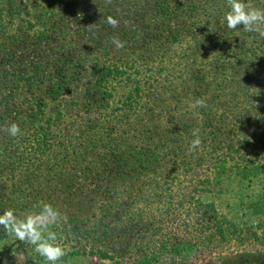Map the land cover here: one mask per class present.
<instances>
[{"label": "trees", "instance_id": "1", "mask_svg": "<svg viewBox=\"0 0 264 264\" xmlns=\"http://www.w3.org/2000/svg\"><path fill=\"white\" fill-rule=\"evenodd\" d=\"M93 1V13L111 33L124 31L136 15L157 35L142 42L141 30L138 40L122 35L120 48L105 45L93 74L81 65L68 73L66 51L52 61L43 54L32 70L0 57V139L9 137L11 122L21 129L0 145V212L10 207L22 219L50 203L62 217L52 230L65 257L96 255L124 264L123 256L141 244L126 235L133 227L148 229L141 222L150 202L190 195L174 189L178 173H208L199 180L208 184L205 191L223 176L264 173V38L242 26L227 29L221 19L226 0ZM16 3L0 0V39L8 36L21 47L36 24L18 16L25 6L16 11ZM249 3L264 8V0ZM20 19L17 34H10L8 25ZM46 65L53 70L44 72ZM23 90L29 109L10 120L9 106ZM40 93L60 102L72 97L70 115L51 111ZM197 99L205 104L193 107ZM194 130L200 144L192 149ZM260 202L256 197L250 204ZM146 239L152 241L149 234ZM136 262L152 258L143 253Z\"/></svg>", "mask_w": 264, "mask_h": 264}, {"label": "rangeland", "instance_id": "2", "mask_svg": "<svg viewBox=\"0 0 264 264\" xmlns=\"http://www.w3.org/2000/svg\"><path fill=\"white\" fill-rule=\"evenodd\" d=\"M17 2L16 11L21 9L20 4L25 6L24 12L18 16L28 18L36 25H29L24 41L26 43L21 47L14 45L8 36L0 39L3 43L0 44V57L1 60L3 57L10 58L13 64L27 65L31 70L34 65H39L43 54L52 61L66 51L69 52L67 58L70 60L66 65L68 73L74 72L75 66L81 65L80 69L90 70V74H93L92 70L98 68L97 60L104 56V46L112 42L114 37L121 40V36L124 37L125 34L133 41L137 38L135 33L143 30L142 42H148L157 35L155 27L152 29V23L148 24L144 19L138 20L136 15L124 24V31H121V26L118 31L111 33L107 23L98 21L93 13L97 10V1ZM38 10L40 13H36ZM7 15L8 19L14 18V14L10 12ZM146 18L149 17L146 15ZM20 22L21 19L17 21V25H8L10 34H17ZM39 40L49 43L38 44ZM53 68V65H46L44 72H50ZM27 97H30L29 91L23 90L18 97L20 101L9 106L10 120L20 110L25 112L29 109L30 101ZM39 97L49 102L51 111L62 110L66 117L70 115L74 101L72 97L65 96L61 102L49 100L44 93H40ZM10 137L0 139V145L5 146ZM143 169L141 167L138 171ZM207 174L204 171L192 174L180 172L178 176L181 182L174 189L190 195L184 199L171 198L168 203L162 198L150 202V215L141 222L147 223L148 229L141 232L138 227H133L126 235L134 236V240L140 237L139 243L142 245L137 243L134 245V249L138 248L136 251L123 256L124 264H138L136 260L143 253L152 258L149 264H264V173L249 175L248 179H243L246 173H237L231 179L223 176L220 183L214 182L205 191L203 188L208 184L201 185L199 180ZM160 180L158 177L151 186L156 187ZM256 197L261 202L251 206L250 202ZM18 216L20 217L19 214ZM148 234L151 242L148 241L149 238L146 239ZM159 249L161 251L155 254ZM111 261L101 260L96 255L74 254L63 256L58 264H111ZM0 264L44 262L33 251L32 245L15 240L0 231Z\"/></svg>", "mask_w": 264, "mask_h": 264}, {"label": "clouds", "instance_id": "3", "mask_svg": "<svg viewBox=\"0 0 264 264\" xmlns=\"http://www.w3.org/2000/svg\"><path fill=\"white\" fill-rule=\"evenodd\" d=\"M226 4L228 10L221 19L227 29L236 30L238 26H242L244 31L254 32L264 38V8L253 7L249 0H226ZM109 23L115 26L117 20L109 18ZM112 42L117 48L123 46V42L115 37ZM204 104L203 99H197L193 107ZM6 130L12 137L21 132L15 122H11ZM193 136L197 138L192 140L190 148L195 149L199 146L200 139L195 130ZM61 219L59 210L47 202L42 203L38 211L28 213L22 219L9 207L0 212V231L15 240L32 245L33 251L43 258L44 264H58L66 253L57 232L52 230V225L58 224Z\"/></svg>", "mask_w": 264, "mask_h": 264}]
</instances>
